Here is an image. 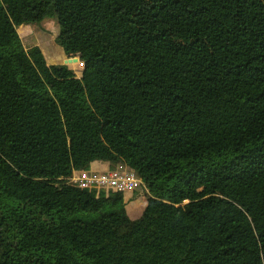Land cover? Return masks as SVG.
<instances>
[{"label":"trees","instance_id":"16d2710c","mask_svg":"<svg viewBox=\"0 0 264 264\" xmlns=\"http://www.w3.org/2000/svg\"><path fill=\"white\" fill-rule=\"evenodd\" d=\"M48 16L81 74L24 45ZM0 264H264V0H0Z\"/></svg>","mask_w":264,"mask_h":264},{"label":"built area","instance_id":"2783aa9c","mask_svg":"<svg viewBox=\"0 0 264 264\" xmlns=\"http://www.w3.org/2000/svg\"><path fill=\"white\" fill-rule=\"evenodd\" d=\"M78 62L84 66V61L78 59ZM69 178L82 187H95L112 189L118 192L134 190L143 184L142 177L134 169L126 165H120L117 168L100 171L97 169H83L75 171L69 175Z\"/></svg>","mask_w":264,"mask_h":264},{"label":"rangeland","instance_id":"374dc122","mask_svg":"<svg viewBox=\"0 0 264 264\" xmlns=\"http://www.w3.org/2000/svg\"><path fill=\"white\" fill-rule=\"evenodd\" d=\"M17 28L23 40V43L27 48L35 44H41L42 46H44L43 51L48 61H64L65 58L69 57L55 40L53 42V38L56 34H58L60 29V25L56 16L45 17L40 22L19 23L17 25ZM54 43L56 45H53ZM50 45L57 46L58 50L53 51L51 48L47 47ZM67 64L71 65L78 74H81V69L83 68V66L78 61ZM65 167L66 172H68L71 167V162L67 161L65 163ZM71 174L72 173H69L68 175Z\"/></svg>","mask_w":264,"mask_h":264},{"label":"crops","instance_id":"0c3cea01","mask_svg":"<svg viewBox=\"0 0 264 264\" xmlns=\"http://www.w3.org/2000/svg\"><path fill=\"white\" fill-rule=\"evenodd\" d=\"M56 35H55V37H56ZM55 37L53 38V42L55 40ZM53 45H56V44L54 43ZM53 45H50L47 47L51 48L53 51H57L58 47L53 46ZM43 47L44 46H42V48ZM52 62H63V61H52ZM71 168H72V163H71ZM91 168L97 169L100 171H106V170L110 169L111 167H110L109 162H107V161L96 160V161L92 162ZM75 171H77V170L72 168V174ZM121 198L126 205V208L128 210L129 215L132 218L139 217L142 214V212H143V210L147 204V199H148L147 189H146L144 184H141L137 188H135L134 190H129V191L123 192Z\"/></svg>","mask_w":264,"mask_h":264},{"label":"water","instance_id":"95a60500","mask_svg":"<svg viewBox=\"0 0 264 264\" xmlns=\"http://www.w3.org/2000/svg\"><path fill=\"white\" fill-rule=\"evenodd\" d=\"M78 59H80L79 55H73V56H69V57L65 58L63 62L64 63H72V62L78 61Z\"/></svg>","mask_w":264,"mask_h":264}]
</instances>
